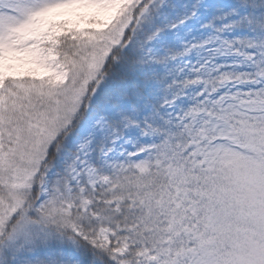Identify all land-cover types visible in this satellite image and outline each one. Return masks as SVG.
Here are the masks:
<instances>
[{
    "label": "snow or ice",
    "instance_id": "snow-or-ice-1",
    "mask_svg": "<svg viewBox=\"0 0 264 264\" xmlns=\"http://www.w3.org/2000/svg\"><path fill=\"white\" fill-rule=\"evenodd\" d=\"M0 264H264V0H0Z\"/></svg>",
    "mask_w": 264,
    "mask_h": 264
}]
</instances>
